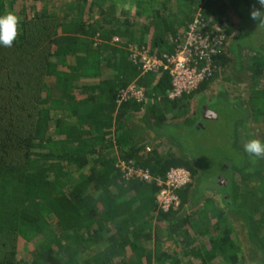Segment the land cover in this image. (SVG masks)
<instances>
[{
  "label": "trees",
  "instance_id": "trees-1",
  "mask_svg": "<svg viewBox=\"0 0 264 264\" xmlns=\"http://www.w3.org/2000/svg\"><path fill=\"white\" fill-rule=\"evenodd\" d=\"M20 1H31V5L53 2L0 0V15L16 14ZM172 1L177 6L182 1L195 13L199 9L211 23L212 19L229 22V10L240 22L242 11L261 9L258 0H67L58 11L45 7L32 16L17 13V40L11 48L0 46V264L241 261L226 211L219 208L206 213L201 208L181 215L188 185L179 192L180 207L162 212L154 184L126 178L115 167L119 159L132 161L135 168L158 176L171 167H184L194 181L195 200L210 186L203 189L200 185V180H207L196 170L203 159L190 153L188 144L173 141L164 153L157 148L143 152L148 130L162 136V124H187V132L200 138L206 129L197 126V121L191 123L190 117L164 123L153 103L143 106L130 100L116 105L121 87L136 80L145 82L146 75L138 79L140 70L131 60L130 49L145 47L154 55L171 53V39L182 36L191 21L193 16L185 18L184 28L176 19L170 22L167 15L173 12ZM115 3L131 5L121 8L122 20L109 13ZM94 12L98 18L88 24L84 17ZM226 32L227 39L234 36L237 26L229 22ZM115 36L120 39L118 44L110 42ZM73 57L76 64L69 63ZM249 61L252 75L263 74L264 78V60L253 56ZM225 63L223 51L213 59L212 77L190 95L173 101L165 96L170 88L168 75L158 72L147 96H162L165 109L176 111L181 107H175L177 102L207 90ZM139 110L143 113L140 123L133 116ZM199 111L192 117L198 118ZM149 117L156 122L152 124ZM257 173L262 175L264 167ZM260 187L264 190L263 180ZM227 189L229 197L221 201L229 211L244 216L249 240L264 254L258 227L264 224V199L258 209L255 199L251 206L235 204V183ZM258 211L262 213L256 220ZM25 243L29 245L26 250Z\"/></svg>",
  "mask_w": 264,
  "mask_h": 264
},
{
  "label": "rangeland",
  "instance_id": "rangeland-1",
  "mask_svg": "<svg viewBox=\"0 0 264 264\" xmlns=\"http://www.w3.org/2000/svg\"><path fill=\"white\" fill-rule=\"evenodd\" d=\"M65 2H67V0H53L50 4L39 2L34 5L32 4L33 8L31 1H20L16 14L18 13L19 16L22 14L32 16L34 13L40 14L45 7H51L52 10L58 11ZM182 3L183 2L180 1V6H177L174 1L173 4L175 5L171 7L173 12L167 15L170 22H174V19H176L175 22H180V28L185 27V18L195 16L196 14L193 7H185V4ZM115 5L116 6H110L109 13L115 14L116 17L122 20L123 17L120 12L121 8L124 7L117 3H115ZM196 12L198 13L199 9ZM249 14L250 12L248 13L245 10L242 11V20L238 22L239 19L234 15L232 10L227 12L229 22L237 26V32L234 36H230L227 39L224 49L226 57L225 66L218 71V79L211 83L207 90L199 92V94L195 93L191 99L177 102L175 107L178 108L181 106L177 109L178 111H175V109L172 111L170 109L166 110V104L161 103L162 96H156L152 102L154 106L160 110L161 113L158 115L165 119L163 121L164 123H180L184 118L190 117L191 123L193 120L197 121L200 118L192 116L196 111L200 110L199 107L203 109L204 107L212 106L210 103H214L218 106V119L214 121L208 120L204 123L206 130L204 135L200 138L187 132V124L185 126L179 124H162L159 126V132H161L162 136L156 135L154 132L148 130L143 136V152L149 153L151 148H157L160 153H164L170 147H173L171 145L174 144L173 141L180 144H188L190 153L193 155H200L204 162L210 165V167H206L205 170L201 169V177L204 174L206 175L202 177V179L205 180L210 178L213 172L214 175L218 173L219 176L230 178L229 186L231 183H235V187L238 189L235 204L245 202L251 206L252 200L255 199L254 208L258 209V206L261 205L259 201L264 199V190L260 187L262 180L264 181V173L258 175L257 172L264 167V159L258 160L257 164L253 167L250 164L249 157L244 153L243 145L252 138L264 141V78L261 76L263 74L259 76L252 75L249 61V58L253 56L257 59L264 60V25H257L258 22L250 19ZM97 16L96 12H94L92 16L86 15L84 19L88 24H91L98 18ZM61 18L64 19V16H61ZM139 20H143V17H140ZM216 22L215 19H212V23ZM89 38L92 40L91 36ZM115 39L117 40L115 41ZM94 42L95 38L93 39V43ZM110 42L118 44L120 39L118 36H115ZM170 45L172 47L174 46V39H171ZM69 63L76 64L77 61L73 57L69 59ZM142 76L144 75L140 73L138 79ZM134 82L137 83V80L132 83ZM154 82L155 74H147L145 82L142 84L146 87L147 93L150 92ZM215 98H217V100ZM221 98L223 101L219 102ZM225 101L228 104L224 105ZM183 106H186V108H183ZM141 108L144 110L145 107L141 106ZM142 115L143 113L141 110L134 112L133 116L135 122L140 123ZM148 119L152 124L156 122L154 118L149 117ZM199 124L200 122L197 121V125ZM234 125L237 126V129L235 130V140L233 142L232 130ZM175 149L177 150L176 152H179L178 147H175L174 151ZM241 152L244 154L243 157L241 156ZM119 161L124 160L119 159ZM195 162L197 163V160ZM199 165L201 166V163H199ZM221 165H223L222 171L220 170ZM240 166L243 167L240 170L234 171L231 175L232 169ZM249 168L253 170L248 171ZM199 183L203 189L207 188L209 185L201 180ZM189 185L191 187L188 188V193L186 192L182 199H184L185 196L188 197L186 201L183 200L184 204L183 207L180 208L181 210L179 213L181 215H189L201 208H204L207 211L206 213L219 208L223 209L228 216L230 230L239 244L238 255L241 257L239 264H264L262 250L258 247L256 242L254 243L249 240V224L244 216H242L240 212L229 211L228 208L224 206L225 204L221 201V195L218 194L217 191H205L201 197L195 200L194 197L196 193L193 191V179H191ZM253 189L254 192H252V195L250 190ZM183 190L184 189L178 191V195L179 192ZM226 194L227 193H225V196H227ZM226 198H228V196ZM259 213L261 214L262 212H257L255 217L256 220L260 217ZM255 222L258 225L257 221ZM258 227L261 232V239L264 240V224ZM28 246L29 245L26 244L24 249L26 250ZM171 246L173 247L174 245ZM151 249V253L153 254V245Z\"/></svg>",
  "mask_w": 264,
  "mask_h": 264
},
{
  "label": "built area",
  "instance_id": "built-area-1",
  "mask_svg": "<svg viewBox=\"0 0 264 264\" xmlns=\"http://www.w3.org/2000/svg\"><path fill=\"white\" fill-rule=\"evenodd\" d=\"M228 22L211 23L200 11L192 17L182 36L174 39L171 53L154 55L145 47L130 49V57L138 65L141 75L164 72L170 80V88L165 92L169 100H177L190 95L213 75V59L224 51L227 41ZM117 39H115L116 41ZM147 105L153 98L147 96V89L138 83H129L118 90L116 105L126 101ZM116 168L126 178L142 183H152L157 187L156 203L162 212H170L180 207L178 191L191 182V173L184 167H171L164 176L152 175L149 170L135 168L131 161H118Z\"/></svg>",
  "mask_w": 264,
  "mask_h": 264
},
{
  "label": "clouds",
  "instance_id": "clouds-1",
  "mask_svg": "<svg viewBox=\"0 0 264 264\" xmlns=\"http://www.w3.org/2000/svg\"><path fill=\"white\" fill-rule=\"evenodd\" d=\"M261 9L252 8L250 19L257 21V25H264V0H258ZM125 8L131 7L130 4L123 5ZM20 34V17L12 11L0 15V46L11 48ZM244 153L249 157L250 164L254 167L258 160L264 159V141L260 139H249L243 145ZM249 168L248 171H252Z\"/></svg>",
  "mask_w": 264,
  "mask_h": 264
},
{
  "label": "flooded vegetation",
  "instance_id": "flooded-vegetation-1",
  "mask_svg": "<svg viewBox=\"0 0 264 264\" xmlns=\"http://www.w3.org/2000/svg\"><path fill=\"white\" fill-rule=\"evenodd\" d=\"M211 104H212V106L204 107L203 109H200V111H199L198 118H200V119H198L197 121H199L200 124L197 125V123H196V125L199 126L201 129H206L204 123H206L208 120L214 121V120H217L218 119V116H219L218 115V112H217L218 106L215 105L214 103H210V105ZM202 121H204V122H202ZM236 129H237V126L234 125L233 126V130H232L233 131L232 132V141L233 142L235 140L234 134H235V130ZM241 154H242V152H241ZM241 156L243 157L244 154H242ZM199 163H201V166L199 164H198V166H196V170L198 172V175H200L201 169L202 170H205L206 167H208V166L210 167V165H208L207 163H205L203 160L199 161ZM222 167H223V165H221V169H220L221 171L223 170ZM240 169L241 168H239V167H234L232 169V171H231V175L233 174L234 171L240 170ZM229 170H230V168H229ZM213 173L211 174V177L210 178H207V180H205L210 185L209 188L207 189V191H214V192L217 191V193L220 194L221 197H223V198H226L227 196L229 197V194L227 192V188H228L229 183H230V178H226V177L219 176L218 173H216V175H214ZM191 179H192V176H191ZM225 193H227L226 194L227 196H225ZM263 256H264V254H263Z\"/></svg>",
  "mask_w": 264,
  "mask_h": 264
},
{
  "label": "crops",
  "instance_id": "crops-1",
  "mask_svg": "<svg viewBox=\"0 0 264 264\" xmlns=\"http://www.w3.org/2000/svg\"><path fill=\"white\" fill-rule=\"evenodd\" d=\"M217 98H218V97H217ZM217 98H215V99L217 100ZM216 100H215V101H216ZM215 101H214V102H215ZM139 105H141V104H139ZM143 106H145V105H143Z\"/></svg>",
  "mask_w": 264,
  "mask_h": 264
}]
</instances>
